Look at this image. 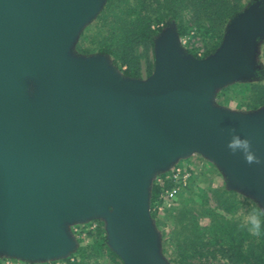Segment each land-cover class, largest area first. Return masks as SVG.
<instances>
[{
	"label": "water",
	"instance_id": "obj_1",
	"mask_svg": "<svg viewBox=\"0 0 264 264\" xmlns=\"http://www.w3.org/2000/svg\"><path fill=\"white\" fill-rule=\"evenodd\" d=\"M105 3L0 0V258L66 257L76 249L69 226L103 219L124 264H169L151 189L195 154L264 207V109L215 104L220 89L256 75L263 2L234 17L205 59L169 24L145 80L122 75L107 55L74 54ZM233 135L250 141L259 164L228 149Z\"/></svg>",
	"mask_w": 264,
	"mask_h": 264
},
{
	"label": "trees",
	"instance_id": "obj_2",
	"mask_svg": "<svg viewBox=\"0 0 264 264\" xmlns=\"http://www.w3.org/2000/svg\"><path fill=\"white\" fill-rule=\"evenodd\" d=\"M243 0H106V3L92 24L90 43H81L77 49L82 54L108 55L123 73L130 78L141 77V47L153 48L155 27L169 22L178 25L180 36L188 33L186 17L190 16L197 30L212 33L221 43L227 23L241 11ZM216 49V48H215ZM213 49L210 54L216 50ZM209 54V55H210ZM208 56V55H207ZM153 74L149 67L147 76ZM254 86H248L252 90ZM248 104L252 109L264 106V86H257ZM161 182H154L151 189V208L160 203L162 193L171 189L173 183L160 176ZM218 206L208 210L211 224L201 227L192 210L184 207L175 217L172 241L176 240L173 264H264V224L261 227L260 242L249 243L251 234L246 227L228 219L231 211L230 197L215 191ZM155 217V215H154ZM108 253L115 264H124L106 244L96 241L91 248L77 251L82 261L69 264H85V261ZM219 254V256H218Z\"/></svg>",
	"mask_w": 264,
	"mask_h": 264
},
{
	"label": "rangeland",
	"instance_id": "obj_3",
	"mask_svg": "<svg viewBox=\"0 0 264 264\" xmlns=\"http://www.w3.org/2000/svg\"><path fill=\"white\" fill-rule=\"evenodd\" d=\"M257 1L263 2L264 5V0H243L241 11L238 14L246 11ZM96 19L97 17L88 25H86L82 30L81 35L76 42L74 54L87 57L99 55L98 53L85 55L77 49L78 45L81 43L84 44V47H87L89 45L90 30L94 28L92 26L94 25L93 23ZM186 23L189 27L188 33L182 36H180V34L178 33L182 47L190 55L199 59H205L213 55L221 46L230 21L227 23L225 29L223 30L224 37L220 44L218 39L214 37L212 33H207L203 29L200 31L197 30V28L193 26V21L190 16L186 17ZM169 24L170 26L172 25L171 27H175L178 32V25L175 22H169L166 25H161L160 28L155 27L154 29L156 31V35L154 36V47L148 49H146L145 47H141L139 49L138 52L142 56L140 61L141 77L139 79L145 80L148 78L147 74L150 66H153L154 72L156 39L163 32V30H165L169 26ZM213 49H215L216 51L210 54ZM257 49V71L255 77L248 81L232 83L220 89L215 97L216 105L231 111L241 113H252L264 109V106H261L257 109H252L248 106L252 98L255 97L254 93L256 87L264 86V38L259 41ZM111 60L113 61L112 58ZM113 64L119 73L125 75L123 73V70L118 65H116L114 62ZM248 86H254L255 88L249 90L247 89ZM177 166L192 174V178L188 182L187 186L181 189L179 194L171 203V206L165 207L156 205L153 208H150L151 216L161 237L162 255L169 264H173L172 261H174L175 259V245L177 243L175 239L172 241L171 234L172 228H174L175 226L174 219L178 216L179 212L184 207L192 210V215L197 218V221L201 227H207L211 224L212 217L209 215L208 210H215L218 206L216 197H214L215 191L226 193V196L230 197L229 205L231 211L227 216L229 220L239 225L244 224L245 216L249 212L264 209L259 201L251 196H248V194L239 190H231L228 185L227 177L225 176L223 171L213 162L204 158L202 155L195 154L188 158L181 159L173 168ZM172 169L166 173L158 174L155 178V181H158L160 179L162 180V178L160 177L161 175H165V179L169 181V178L167 177L171 174ZM261 219L262 221H264V217H261ZM69 230L76 242V249L70 255L46 262H24H26V264H69V262H80L82 261V259L81 257L79 258V256L76 254L78 249H89L96 241L102 240H106L107 247L113 252V250L108 245L106 223L103 219H93L81 223L72 224L69 226ZM259 236H254L251 234L249 243L258 244L260 242ZM5 258L7 257H3L0 259ZM85 264H115V262L108 253H104L101 256L86 260Z\"/></svg>",
	"mask_w": 264,
	"mask_h": 264
},
{
	"label": "clouds",
	"instance_id": "obj_4",
	"mask_svg": "<svg viewBox=\"0 0 264 264\" xmlns=\"http://www.w3.org/2000/svg\"><path fill=\"white\" fill-rule=\"evenodd\" d=\"M235 132V129L232 130ZM228 149L235 154L237 151L243 153L244 158L248 164H259L261 161L251 151L250 141L247 139H241L238 135H233L231 141L227 145ZM261 217H264V209L249 212L245 216V222L242 225L254 236H259L261 233L262 221Z\"/></svg>",
	"mask_w": 264,
	"mask_h": 264
},
{
	"label": "built area",
	"instance_id": "obj_5",
	"mask_svg": "<svg viewBox=\"0 0 264 264\" xmlns=\"http://www.w3.org/2000/svg\"><path fill=\"white\" fill-rule=\"evenodd\" d=\"M167 178H169V181L173 183V186L171 189H168L162 193L158 206H171V203L179 194L181 189L187 186L188 182L192 178V174L177 166L172 169L171 174ZM158 182H161V179L158 180ZM0 264H26V262L12 258H5L0 259Z\"/></svg>",
	"mask_w": 264,
	"mask_h": 264
}]
</instances>
